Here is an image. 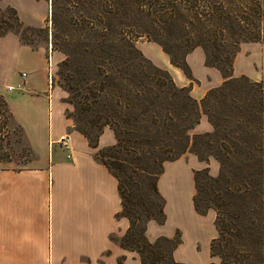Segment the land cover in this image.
Returning a JSON list of instances; mask_svg holds the SVG:
<instances>
[{
	"label": "trees",
	"instance_id": "trees-1",
	"mask_svg": "<svg viewBox=\"0 0 264 264\" xmlns=\"http://www.w3.org/2000/svg\"><path fill=\"white\" fill-rule=\"evenodd\" d=\"M66 1L73 2L50 0L53 23L57 6ZM83 1L77 0L74 6ZM147 1L130 0L133 18L148 6L154 9L156 5L145 4ZM157 1L164 2L170 14L158 26L167 32L175 27V36L170 34L167 39L170 45L156 41L170 64L191 79L185 58L195 48H201L205 65L219 70L223 82L197 101L189 88L178 87L167 70L145 58L134 39L98 34L92 63L102 78L95 101L101 120L99 130L101 134L104 127L110 128L116 142L99 150L95 158L117 179L121 210L116 217L129 222L119 242L113 236L110 239L121 248L136 252L140 264H181L172 257L181 243L180 237H159L151 243L145 231L149 221L158 225L166 221L165 200L157 188L164 163L189 151L201 162L207 163L212 157L219 164L216 177L210 175L208 167L193 172L195 212L205 216L209 209L215 211L216 236L210 243V257H217L218 264H264V89L261 94H250L246 86L261 87L260 84L232 75L239 44L264 41V0H206L208 11L204 18L199 17V0H175L172 4L168 0ZM239 14H245V19ZM26 32L47 36L48 31L25 25L12 7L0 8V38L13 33L23 45L34 48L31 40L24 37ZM203 115L212 131L191 136ZM9 116L7 103L0 96V127L6 125ZM76 131L91 148H97L100 134L91 140L78 127ZM146 152L151 154V171L141 169L138 163ZM124 164L128 173L122 169ZM139 184L142 190L149 187L153 195L131 201L130 187ZM199 201L205 203L204 208ZM142 220L143 226L138 230ZM161 244L170 245L168 260L160 250ZM118 264H122V259Z\"/></svg>",
	"mask_w": 264,
	"mask_h": 264
},
{
	"label": "crops",
	"instance_id": "crops-1",
	"mask_svg": "<svg viewBox=\"0 0 264 264\" xmlns=\"http://www.w3.org/2000/svg\"><path fill=\"white\" fill-rule=\"evenodd\" d=\"M140 50L155 66L167 70L178 87L189 88L197 101L223 82L219 70L205 65L201 48L185 58L191 79L170 62L157 64L150 45ZM246 58L241 48L233 62V77L250 75ZM48 74L46 49L23 45L13 33L0 38V96L31 156L22 167L0 169V264H118L119 259L122 264H140L136 252L110 239L113 235L121 238L129 227L126 218L116 217L121 210L117 179L95 158L99 150L115 144L114 133L104 128L97 148H91L65 117ZM45 124L54 137L51 142L58 146L51 151L49 143L45 149L42 141ZM193 131L207 133L211 125L202 116ZM64 138L67 146L60 144ZM205 163L195 155H184L166 163L157 182L165 200L166 221L163 225L149 221L145 236L152 243L159 237L173 238L178 232L181 243L172 253L177 263L210 264L214 260L210 243L216 235L215 215L212 211L198 215L192 202L193 172L207 166L212 177L218 174L215 160ZM206 236L207 255L201 258L197 246ZM186 239L190 246L186 247Z\"/></svg>",
	"mask_w": 264,
	"mask_h": 264
},
{
	"label": "rangeland",
	"instance_id": "rangeland-1",
	"mask_svg": "<svg viewBox=\"0 0 264 264\" xmlns=\"http://www.w3.org/2000/svg\"><path fill=\"white\" fill-rule=\"evenodd\" d=\"M72 1H66L57 6L54 23L51 21L50 0H34L30 4L28 0H0V8L12 7L17 11L19 18L25 25L47 29V36L40 32H26L24 37L31 40L34 48L46 49L49 80L52 77L53 93L54 96L59 97V101L65 108V117L70 121L73 129L76 130V127H78L87 133L91 140H94L100 134L101 123V120L97 117L95 101L99 94V83L102 78L100 71L92 63L93 45L98 34L105 33L109 38L121 35L125 38L134 39V45L139 51L145 45H150L153 49L155 62L160 65H168V58L156 41L160 40L170 45L167 39L171 37L170 34L175 36V27L171 32H167L161 30L158 26L170 14L165 3L157 0H148L145 4L152 3L156 6L154 9L151 6L144 8L142 14L137 18H133L135 16L130 7V0H103L101 2L100 0H84L82 5L79 6H74L77 0ZM205 1L199 0L198 2L200 18L207 16L208 7ZM260 1L263 2V0ZM168 2L172 4L175 3V0H168ZM253 15L256 16L257 14ZM239 17L244 20L246 15L242 14L241 16L239 14ZM137 35L140 37H136ZM241 48L244 56L247 57L245 60L251 68L250 75L241 76L246 77L249 83L260 84L261 87L246 86L250 90V94H261L260 90H262V87L264 89V41L242 42L239 44V50ZM96 54L100 55V51L96 50ZM249 55L251 56L248 57ZM45 78L46 74H44L42 86H45ZM54 103L61 105L56 100ZM203 116L207 119L205 115ZM194 134L203 133L194 131L190 133L191 136ZM53 138L52 132L47 130L45 124L42 139L45 149L48 143L50 151L51 148L58 147L51 142ZM189 154L194 155L186 151L182 156ZM36 156L37 152L34 151L33 158H36ZM150 157L151 154L146 152L142 159L138 161L141 169L147 171L153 169ZM30 158L29 148L23 138L21 129L9 116L6 125L0 127V169H17L26 165ZM210 160L215 159L210 157L207 163ZM215 163L219 171V164L216 160ZM122 166V169L125 168L124 170L128 173L129 170L126 169L125 164ZM115 171L123 175L122 171L119 172L117 169ZM141 186L142 184L130 187L133 190V194L129 196L131 201H136L140 196L143 199H146V195L152 197L153 192L149 187L142 190L143 187ZM201 198L202 196L199 197L200 200ZM199 203L201 208L205 207L203 201H199ZM209 211H212L215 215L212 208ZM143 221L138 224V230L143 226ZM206 223H209V219ZM169 227L172 228V225L170 224ZM209 229L211 232L213 231L211 227ZM175 237H180V234L175 233ZM113 239L119 242L120 237L113 235ZM199 242L197 250L199 248L200 257L204 258L208 250L207 236L202 237ZM185 244L186 247L190 246L191 241L186 239ZM160 250L168 260L170 245L161 244ZM213 263L218 264L219 259L214 258Z\"/></svg>",
	"mask_w": 264,
	"mask_h": 264
},
{
	"label": "built area",
	"instance_id": "built-area-1",
	"mask_svg": "<svg viewBox=\"0 0 264 264\" xmlns=\"http://www.w3.org/2000/svg\"><path fill=\"white\" fill-rule=\"evenodd\" d=\"M49 83L52 84V77H50ZM67 141H68L67 138H64L61 140L60 144L62 146H67Z\"/></svg>",
	"mask_w": 264,
	"mask_h": 264
}]
</instances>
